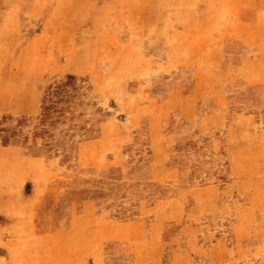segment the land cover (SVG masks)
Segmentation results:
<instances>
[{"label": "rangeland", "instance_id": "rangeland-1", "mask_svg": "<svg viewBox=\"0 0 264 264\" xmlns=\"http://www.w3.org/2000/svg\"><path fill=\"white\" fill-rule=\"evenodd\" d=\"M0 224V264H264V0H0Z\"/></svg>", "mask_w": 264, "mask_h": 264}, {"label": "crops", "instance_id": "crops-1", "mask_svg": "<svg viewBox=\"0 0 264 264\" xmlns=\"http://www.w3.org/2000/svg\"><path fill=\"white\" fill-rule=\"evenodd\" d=\"M41 197V195H39V194H36L35 192H32L31 194H30V196H29V199H34V198H40ZM58 209H63V207L62 206H60V207H58ZM60 224H58V226L56 227V230L57 229H61L62 228V226H60ZM2 227V224H0V228ZM59 227V228H58ZM154 260H156V258H154Z\"/></svg>", "mask_w": 264, "mask_h": 264}]
</instances>
